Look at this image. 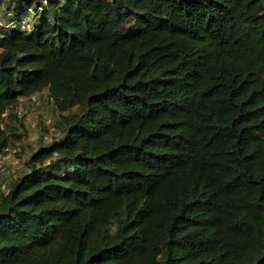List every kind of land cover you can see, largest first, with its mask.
Masks as SVG:
<instances>
[{"label": "trees", "instance_id": "16d2710c", "mask_svg": "<svg viewBox=\"0 0 264 264\" xmlns=\"http://www.w3.org/2000/svg\"><path fill=\"white\" fill-rule=\"evenodd\" d=\"M32 3L0 30V154L42 91L60 137L0 192V264H264V0L6 10Z\"/></svg>", "mask_w": 264, "mask_h": 264}, {"label": "rangeland", "instance_id": "374dc122", "mask_svg": "<svg viewBox=\"0 0 264 264\" xmlns=\"http://www.w3.org/2000/svg\"><path fill=\"white\" fill-rule=\"evenodd\" d=\"M8 1L0 0V30L1 27L14 23L18 25V22L24 21L29 25L26 26L27 29H31L34 18L37 16L34 14L33 3L31 7H25L21 17L18 18L14 12L6 10ZM32 1L36 2V0ZM16 114L18 120L14 125L20 137L17 141L11 142L8 148L13 150L19 146L20 150L12 152V156L17 159L15 163L10 164L7 160L4 161L6 169L0 171V192H6L13 180L29 171L27 161L40 146H47L60 137L59 130L55 128L58 124L59 111L47 96L46 91L35 94L33 99L31 97L20 98Z\"/></svg>", "mask_w": 264, "mask_h": 264}, {"label": "built area", "instance_id": "2783aa9c", "mask_svg": "<svg viewBox=\"0 0 264 264\" xmlns=\"http://www.w3.org/2000/svg\"><path fill=\"white\" fill-rule=\"evenodd\" d=\"M15 25H17V24L14 23L13 26H15ZM18 25L21 28H25V29H27L26 26H29L26 21H24V22H18ZM31 98L33 99L34 98V95H32ZM19 150H20V147L19 146H16L15 148H13V150H10L8 147L4 149L5 152L2 153V154H0V171H3V170L6 169V165L4 163L5 160H7V163H10V164H13V163L16 162L17 159L14 156H12L13 155L12 152H18Z\"/></svg>", "mask_w": 264, "mask_h": 264}]
</instances>
